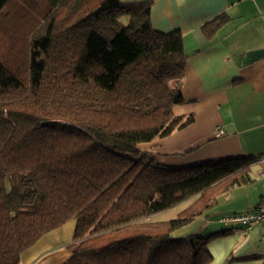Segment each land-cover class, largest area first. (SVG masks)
<instances>
[{"label":"trees","instance_id":"trees-1","mask_svg":"<svg viewBox=\"0 0 264 264\" xmlns=\"http://www.w3.org/2000/svg\"><path fill=\"white\" fill-rule=\"evenodd\" d=\"M53 6L33 24L26 80L4 61L14 41L0 50V264H21L23 251L70 220L72 255L61 264H210L209 241L229 230L173 231L212 207L221 188L248 182L261 155L157 162L140 144L194 121L172 109L185 101L181 30L155 29L151 0ZM229 20L205 23L204 35ZM190 199L177 217L154 218Z\"/></svg>","mask_w":264,"mask_h":264},{"label":"crops","instance_id":"crops-1","mask_svg":"<svg viewBox=\"0 0 264 264\" xmlns=\"http://www.w3.org/2000/svg\"><path fill=\"white\" fill-rule=\"evenodd\" d=\"M133 3L144 0H120ZM155 29L181 30L187 64L182 91L185 101L173 105L176 115L193 114L194 121L170 135L142 143L156 161L171 166L238 155H261L248 174L249 181L224 187L216 202L190 223L173 231L174 237L202 232L213 238L210 264H264V225L250 230L228 227L219 218L264 201V57L244 65L242 58L264 48V0H151ZM226 14L230 20L209 39L205 23ZM225 129L218 136L216 128ZM143 146V147H142ZM193 199L172 210H183ZM176 212V213H177ZM175 213V214H176ZM174 214V215H175ZM160 219L159 214H155ZM75 220L44 234L21 254V264H61L72 252Z\"/></svg>","mask_w":264,"mask_h":264},{"label":"rangeland","instance_id":"rangeland-1","mask_svg":"<svg viewBox=\"0 0 264 264\" xmlns=\"http://www.w3.org/2000/svg\"><path fill=\"white\" fill-rule=\"evenodd\" d=\"M55 1L11 0L0 12V50L8 53V39L10 42L14 41L15 48L10 46L13 54L9 59L6 54L4 61L6 66L20 79L26 80L28 76L29 45L31 33L35 29L33 24L45 18L54 7ZM128 19L129 17L124 15L120 21L127 23ZM176 212L177 209L172 210L171 208L156 214H159L160 219L168 220L177 217L180 211Z\"/></svg>","mask_w":264,"mask_h":264},{"label":"built area","instance_id":"built-area-1","mask_svg":"<svg viewBox=\"0 0 264 264\" xmlns=\"http://www.w3.org/2000/svg\"><path fill=\"white\" fill-rule=\"evenodd\" d=\"M216 133L221 136L225 134V129L218 126ZM219 220L228 227H242L245 230H250L257 225H264V201L256 207L222 215Z\"/></svg>","mask_w":264,"mask_h":264},{"label":"water","instance_id":"water-1","mask_svg":"<svg viewBox=\"0 0 264 264\" xmlns=\"http://www.w3.org/2000/svg\"><path fill=\"white\" fill-rule=\"evenodd\" d=\"M261 57H264V48L250 50L242 58V63L246 65L260 59Z\"/></svg>","mask_w":264,"mask_h":264}]
</instances>
